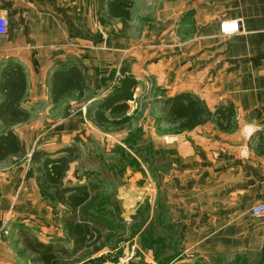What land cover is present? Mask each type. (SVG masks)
I'll return each mask as SVG.
<instances>
[{
    "label": "crops",
    "instance_id": "crops-1",
    "mask_svg": "<svg viewBox=\"0 0 264 264\" xmlns=\"http://www.w3.org/2000/svg\"><path fill=\"white\" fill-rule=\"evenodd\" d=\"M114 1L0 0V14L8 19V31L0 36V83L10 66L21 67L27 87L20 106L30 115L12 127L0 119V136L13 130L27 151L23 158L0 162V217L12 223L21 252L20 229L73 250L64 223L71 209L42 187L30 156L77 144L80 158L71 163L65 184L100 185L93 215L113 232L114 218L131 230L123 241L112 237V244L78 255L73 264L108 254L117 259L109 255L103 264H198L197 259L210 258L220 259L213 264H246L252 258L264 264V216L250 212L264 201V0H121L125 18L110 12ZM135 16L141 21L137 32ZM229 19L240 21L241 30L223 35L220 23ZM71 65L82 69L84 97L74 90L55 100L53 74ZM123 67L138 81L126 112L131 120L108 130L89 119L87 109L120 90ZM181 92L198 96L211 109L232 102L238 128L223 132L207 122L174 132L161 99ZM152 105L159 108L158 128L143 120L141 134L152 142L159 163L149 165L146 158L134 168L123 161L137 149L130 150L128 133H120ZM144 151L146 157L152 152ZM116 153L120 164L111 162ZM110 201L122 210L115 214ZM144 204L161 205L163 211L142 215ZM140 219L144 223L138 226ZM155 219L159 238L152 239ZM168 230L180 241L175 254L164 237ZM132 251L129 260L121 258Z\"/></svg>",
    "mask_w": 264,
    "mask_h": 264
},
{
    "label": "trees",
    "instance_id": "trees-1",
    "mask_svg": "<svg viewBox=\"0 0 264 264\" xmlns=\"http://www.w3.org/2000/svg\"><path fill=\"white\" fill-rule=\"evenodd\" d=\"M120 1L111 2L110 12L125 18L128 12L123 11ZM121 70L123 78L120 90L112 92L103 101L87 109L89 119L108 130L123 127L131 120L126 112L138 81L127 68L123 67ZM26 87V77L20 66H10L4 72L0 83L3 95L0 101V119L3 125L12 127L29 119V113L20 106ZM84 88L86 81L78 65L57 70L53 74L52 94L55 100L70 95L74 90L82 98ZM161 101L164 105V118L174 132L192 130L207 122H213L223 132H232L238 128L236 110L230 101L211 109L204 100L189 92L165 96ZM92 111L94 115H91ZM106 111L109 112L107 116ZM80 154L81 149L77 144L53 153L44 150H34L31 153L30 160L37 165V180L44 189L54 190L56 199L71 209L64 223L74 248L70 251L64 246L42 242L29 230L20 229L19 243L22 253L29 256L30 264H73L78 260V255L94 254L111 243L113 228L91 212L100 201L101 186L91 181L75 186H68L64 182L71 163L78 160ZM26 155L25 144L13 130L9 129L0 136V162L8 163L14 157L23 158Z\"/></svg>",
    "mask_w": 264,
    "mask_h": 264
},
{
    "label": "rangeland",
    "instance_id": "rangeland-1",
    "mask_svg": "<svg viewBox=\"0 0 264 264\" xmlns=\"http://www.w3.org/2000/svg\"><path fill=\"white\" fill-rule=\"evenodd\" d=\"M134 20H135V23L136 22L137 23L133 24L134 28H132V30L134 32H137L139 30V22H141V21H139L140 20L139 17H136V16H135ZM158 112H159V108L157 105L150 106L148 108L147 114H145V115H144V108L140 109L135 116L136 121L133 122L132 127H130L127 130H124V132L120 133L123 136L125 135V132L128 133V134H126L125 137H126V143H127L126 145L130 148V150L131 149L132 150L137 149L135 151L128 152V155L124 156L125 161H123V162L125 164L126 163L130 164V165H132L131 167H134V168L136 165L141 166L140 162L147 163V161L149 162V165H158V163H159L158 153L153 152V147L151 144L152 142L148 143L147 140H143L142 134H141V129L143 126V124H141V123L143 120H148L149 122L152 123L151 125H154L155 127L158 128V122L155 121V120H157ZM161 127H162V124H161ZM168 129H169V127H168ZM170 129L173 130V128H170ZM147 147H150V149L152 150V152H150V153L148 152L149 153L148 157H146L147 152L144 151ZM115 155L117 156L116 159L113 157L111 158L112 163H116L118 161L117 159H118L119 155L117 153ZM146 158L148 159L147 161H146ZM133 159H134V161H133ZM83 160H85V159H83ZM108 163H110V161H108ZM118 163L120 164V161H118ZM121 164H122V162H121ZM134 164H136V165H134ZM107 182L109 183V184H107L109 186L108 190H113V187L110 185L111 184L110 181H107ZM99 204H100V202L95 204L93 209L94 210L97 209L99 207ZM110 204L113 206L112 209H114L115 214H117L120 210H122V208L120 206H118L116 203H113L112 201H110ZM150 205H149L150 208L147 207L148 206L147 204H144V206L142 205L143 206V210L141 212L142 215L145 214L148 210L153 212V214H154V211L156 214L159 213L160 211H163V207L161 205H155V204L153 206H152V204H150ZM115 206H118L119 210L116 209ZM122 207L124 209V206H122ZM129 209H131V207ZM113 222H114V225L117 226L113 232V240L115 239L116 241H120V240L123 241L124 238H126L124 235L127 232H129V230H131V228H128L126 226V223L125 222L123 223V221H120V219L114 218ZM158 222L159 221L157 219L151 221L149 230L151 232V238L152 239L159 238ZM135 223H136V225L139 226V225L144 223V220L140 219V220H137ZM11 225H12V223H11ZM11 225L8 222V224H7L8 233L4 234L0 237V242L3 241L4 239H6L5 241H3L5 243L1 246L3 252H0V264H29L30 258L28 255H26L20 251V247H18V242L16 241L17 235H15V231H13L14 229H13V226H11ZM19 225H20V223L15 222L14 226L19 227ZM135 230H136V228H135ZM132 231H133V228H132ZM167 233L169 235H165L164 237H166V236L169 237V240H167V242L170 243V247H172V249L174 250L173 252L172 251H170V252H171V254H175L176 251L181 249L180 241L176 236L170 234V233H172V230H168ZM173 234H174V230H173ZM111 244H112V242H111ZM165 250H166V248L163 247L161 252L164 253ZM156 251H158V250H156ZM248 256H251V255H248ZM107 257L109 258V260H114L116 258L115 255H114V257H115L114 258L113 256H111V254H108L105 257L93 258V259H90V257L87 256V260L84 262H81V264H103L104 260ZM123 257L124 256L122 255L121 258H123ZM195 259L196 258H194L193 260L196 261ZM197 260L199 261L198 264H213V262L220 260V259L212 260L210 258L207 260L206 259H202V260L197 259ZM221 264H226V262L222 261ZM246 264H257V261L255 258L247 259Z\"/></svg>",
    "mask_w": 264,
    "mask_h": 264
},
{
    "label": "built area",
    "instance_id": "built-area-1",
    "mask_svg": "<svg viewBox=\"0 0 264 264\" xmlns=\"http://www.w3.org/2000/svg\"><path fill=\"white\" fill-rule=\"evenodd\" d=\"M241 30V24L238 20H223L220 23V31L223 35H231ZM8 31V19L0 14V36L6 35ZM250 212L257 217L264 216V201L257 203L251 207ZM8 233V226L0 217V237ZM134 251L124 255L123 260H129L133 256Z\"/></svg>",
    "mask_w": 264,
    "mask_h": 264
}]
</instances>
